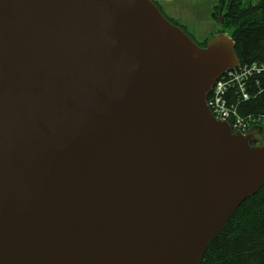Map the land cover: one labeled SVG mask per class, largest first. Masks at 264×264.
<instances>
[{
  "label": "water",
  "instance_id": "water-1",
  "mask_svg": "<svg viewBox=\"0 0 264 264\" xmlns=\"http://www.w3.org/2000/svg\"><path fill=\"white\" fill-rule=\"evenodd\" d=\"M238 66L152 0H0V264H199L264 186L206 105Z\"/></svg>",
  "mask_w": 264,
  "mask_h": 264
},
{
  "label": "trees",
  "instance_id": "trees-1",
  "mask_svg": "<svg viewBox=\"0 0 264 264\" xmlns=\"http://www.w3.org/2000/svg\"><path fill=\"white\" fill-rule=\"evenodd\" d=\"M219 12L225 13L222 25L230 29L227 34L234 41L239 63L264 64V0H218L212 15L217 18ZM256 76L247 81V100L239 98L235 89L228 90L229 100L239 98L240 114L264 112V72ZM199 264H264V186L237 206L208 242Z\"/></svg>",
  "mask_w": 264,
  "mask_h": 264
},
{
  "label": "built area",
  "instance_id": "built-area-1",
  "mask_svg": "<svg viewBox=\"0 0 264 264\" xmlns=\"http://www.w3.org/2000/svg\"><path fill=\"white\" fill-rule=\"evenodd\" d=\"M264 72V64H240L236 69L221 74L212 84L206 97V103L213 116L226 120L233 130L246 132L251 126L261 124L264 126V112L257 114H240L238 100L249 98L247 81L250 77ZM235 89L239 98L229 100L228 90ZM248 91V92H247Z\"/></svg>",
  "mask_w": 264,
  "mask_h": 264
},
{
  "label": "rangeland",
  "instance_id": "rangeland-1",
  "mask_svg": "<svg viewBox=\"0 0 264 264\" xmlns=\"http://www.w3.org/2000/svg\"><path fill=\"white\" fill-rule=\"evenodd\" d=\"M157 2L162 13L173 23L183 28L197 44H203L210 35L219 31L229 33L230 29L223 27L219 18L212 15L213 6L218 0H154ZM168 6V8L166 7ZM173 8V9H172ZM257 114L260 112H247L245 114Z\"/></svg>",
  "mask_w": 264,
  "mask_h": 264
},
{
  "label": "bare ground",
  "instance_id": "bare-ground-1",
  "mask_svg": "<svg viewBox=\"0 0 264 264\" xmlns=\"http://www.w3.org/2000/svg\"><path fill=\"white\" fill-rule=\"evenodd\" d=\"M221 75H219L218 77H220ZM217 77V78H218ZM206 105H207V103H206ZM208 107V106H207ZM209 109V108H208ZM210 111V110H209ZM211 113V112H210ZM212 114V113H211ZM213 115V114H212ZM215 117V116H214ZM215 118H217V117H215ZM217 119H220V118H217ZM220 120H222V119H220ZM226 121V120H225ZM258 125H260V126H262L263 128H264V126L263 125H261V124H258ZM232 129V128H231ZM233 130V129H232ZM233 131H237V130H233ZM240 132V131H239ZM247 132V131H246ZM246 132H241V133H243V134H245Z\"/></svg>",
  "mask_w": 264,
  "mask_h": 264
},
{
  "label": "crops",
  "instance_id": "crops-1",
  "mask_svg": "<svg viewBox=\"0 0 264 264\" xmlns=\"http://www.w3.org/2000/svg\"><path fill=\"white\" fill-rule=\"evenodd\" d=\"M168 8V6H166ZM173 9V8H172Z\"/></svg>",
  "mask_w": 264,
  "mask_h": 264
}]
</instances>
